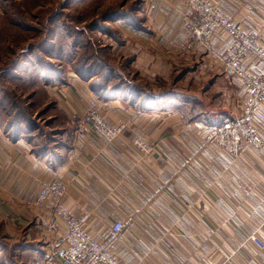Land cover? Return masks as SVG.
Returning a JSON list of instances; mask_svg holds the SVG:
<instances>
[{
    "label": "crops",
    "instance_id": "obj_1",
    "mask_svg": "<svg viewBox=\"0 0 264 264\" xmlns=\"http://www.w3.org/2000/svg\"><path fill=\"white\" fill-rule=\"evenodd\" d=\"M141 1V17L114 22L120 42L111 39V50L125 61L124 70L115 65L117 89L101 96L69 70L67 84L45 85L52 115L38 139V129L32 139H13L0 126V264H46L63 244L67 223L52 199L32 203L52 178L67 184L62 205L84 215L94 237L124 223L112 249L118 264H264V248L250 238L264 244V149L247 146L233 158L206 143L193 123L238 117L247 88L190 42L187 0ZM207 1L264 43V0ZM231 42L223 29L210 39L222 56ZM242 63L264 74L254 54ZM91 101L108 122L126 123L113 141L88 125L77 137ZM252 126L264 140V102ZM136 134L154 150L134 149Z\"/></svg>",
    "mask_w": 264,
    "mask_h": 264
},
{
    "label": "built area",
    "instance_id": "obj_2",
    "mask_svg": "<svg viewBox=\"0 0 264 264\" xmlns=\"http://www.w3.org/2000/svg\"><path fill=\"white\" fill-rule=\"evenodd\" d=\"M189 11L187 16L189 40L202 48L209 56L221 60L223 72L241 79L247 88V98L240 115L223 122L207 123L202 120L193 121L194 125L204 132L206 143L213 144L233 158L240 156L247 146L264 149V140L253 128L254 115L261 103L264 102V74L253 75L247 71L242 63L247 54H254L264 62V43L254 32H248L232 23L217 4L207 0H187ZM217 29H223L232 37L229 53L226 56L211 46V36ZM90 126L99 132L107 141H113L126 128V123L108 122L100 113L96 102L91 101L84 111L76 135H85V127ZM133 147L141 153L154 150L151 142L140 134L133 139ZM67 191V184L58 178H52L42 184L38 194L34 197L33 205H42L51 198L55 212L67 223L63 235V244L59 245L48 257L46 264H118L112 254L125 225L122 221H114L103 237L96 238L83 227L85 216L71 214L61 203ZM250 238L261 243L253 234Z\"/></svg>",
    "mask_w": 264,
    "mask_h": 264
},
{
    "label": "trees",
    "instance_id": "obj_3",
    "mask_svg": "<svg viewBox=\"0 0 264 264\" xmlns=\"http://www.w3.org/2000/svg\"><path fill=\"white\" fill-rule=\"evenodd\" d=\"M49 1L28 0L26 2H32L36 5L41 2L42 5H47ZM74 1L76 0H61L56 3L60 4L61 7H53L51 10H45L42 7L43 10L38 14L40 15V20H44L47 25L46 40L41 44L38 43L28 47L27 51H16L14 48V52L12 51L14 55L8 56L7 66L0 70V85L2 83L5 84V79H9L12 82L11 85L14 84L15 87H19L21 90H32L34 95L31 97L36 100L37 104H42L46 101L47 90L45 85L68 83L66 72L69 70L77 71L83 77L89 78L91 89L101 96L109 95L110 87L117 89V85H113L112 82L116 78L120 66L118 65L117 69L115 67L116 62H113V59L111 61L109 58V55L113 54L110 51L111 45L99 46L96 42H90L89 40L81 42V36H84L87 28L83 27L84 30L81 28L75 29L73 26L77 25L76 22L71 18H63V14H67L63 10L64 6L70 5ZM15 5L20 6L15 0H5V12L9 13V8ZM113 8V11L105 12L103 17L96 19L89 29L95 32L102 31L112 36L113 40L120 42L117 30L109 27L107 22L116 20L132 22L136 18V12L130 7L121 9L117 5L113 6ZM16 13L14 11L11 16L12 22L23 29L30 28L23 16L19 12ZM136 26L140 27V24H136ZM92 48L95 50L93 51ZM25 55L27 59L24 58ZM32 57L35 59H32ZM48 57L66 60L63 61V67L59 68L57 63L49 60ZM120 84L125 87L124 80H121ZM8 89L6 87L3 93L8 94ZM17 110L12 111L11 108L6 107L4 97L0 98V126L8 130L13 139L19 136H26L28 139L34 138L31 136L38 128L37 124H34L28 111ZM3 115H5V119H2ZM39 135L40 133L38 132L36 139L39 138Z\"/></svg>",
    "mask_w": 264,
    "mask_h": 264
},
{
    "label": "rangeland",
    "instance_id": "obj_4",
    "mask_svg": "<svg viewBox=\"0 0 264 264\" xmlns=\"http://www.w3.org/2000/svg\"><path fill=\"white\" fill-rule=\"evenodd\" d=\"M15 1H17L20 6L15 5L14 7L9 8V13L0 14V70L7 66V58L8 56L14 55V48L16 51H27L28 47L38 43L41 44L44 40H46L47 25L44 20H40V15L38 13H40L43 8L45 10H51L53 7H61L60 4H56L61 0H50L49 4L47 5H42V1L37 5L32 2H26L28 0ZM117 5L121 9L130 7L132 10H134V12L137 13L136 15H139L138 17H141L139 14V10H141L143 7L141 0H76L70 5L64 6L63 10L66 11L67 14H63V18H71L74 22H76L77 25L73 26L75 29H83V27L87 28L84 32V36H81V42L89 40L90 42H96L99 46H106L110 45V40L113 39V37L102 31L95 32L94 30L89 29V27H91L92 23L96 19L98 20L103 17L105 12L113 11V6ZM14 11L17 13L19 12V14L23 16L30 28L23 29L12 22L11 16L13 15ZM116 21H108V26L117 30L114 25V22ZM71 31H73V29H71ZM94 50L95 49H93V51ZM110 51L112 52L111 49ZM24 58L27 59L26 55ZM48 58L54 63H57L59 68L63 67V61L66 60H58L57 58L51 57ZM109 58L111 61L113 59V62H116V64L121 66L124 70L125 61L123 58L117 57L114 53L109 55ZM32 59L35 58L32 57ZM5 81V84L2 83L0 85V92H2L0 94V98L4 97L6 107L11 108L12 111H15L16 109L23 110L25 112L28 111V114L31 116L34 124H37L36 126L38 127V132L42 131L46 124L50 122L51 118L48 119L47 117L52 115V107H50L46 101H44L42 104H37L36 100H33L32 98V95H34L32 90H21L19 87H15L14 84V86L11 85L12 82L9 79H5ZM6 87L9 88L8 94L3 93ZM2 119H5V115H3Z\"/></svg>",
    "mask_w": 264,
    "mask_h": 264
}]
</instances>
